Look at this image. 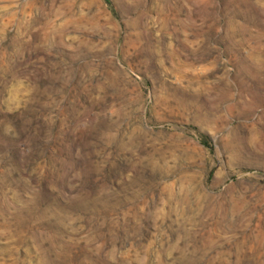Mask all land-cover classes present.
<instances>
[{
	"label": "rangeland",
	"instance_id": "obj_1",
	"mask_svg": "<svg viewBox=\"0 0 264 264\" xmlns=\"http://www.w3.org/2000/svg\"><path fill=\"white\" fill-rule=\"evenodd\" d=\"M0 264H264V0H0Z\"/></svg>",
	"mask_w": 264,
	"mask_h": 264
}]
</instances>
